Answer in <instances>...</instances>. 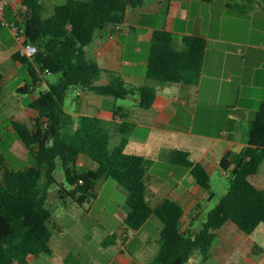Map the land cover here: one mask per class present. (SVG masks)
Segmentation results:
<instances>
[{
    "label": "crops",
    "instance_id": "crops-1",
    "mask_svg": "<svg viewBox=\"0 0 264 264\" xmlns=\"http://www.w3.org/2000/svg\"><path fill=\"white\" fill-rule=\"evenodd\" d=\"M40 2L45 10L44 0ZM27 12L30 13L22 1L9 5L6 17L13 22L15 17L22 18ZM4 27L9 26L0 19V70L4 74L0 92V152L6 146L14 163L3 164L0 153V178L7 170H23L26 165H31L28 149L16 133L13 122L26 123L33 129L40 113L30 107V103L41 91L48 89L49 83H54L46 78L50 73L39 72L37 84L31 86L29 92H23L33 80L28 69L30 81L22 78L16 87L17 94L6 93L8 84L20 79L23 65L15 61L13 55L21 52L23 46L17 38L12 39ZM157 30L173 32L178 47L183 46L185 36L206 39L199 84L161 86L148 78L150 47ZM86 52L101 68L117 73L126 84L156 87L157 97L153 105L145 109L139 106L141 99L136 97L115 99L95 90L79 89L75 93V102L65 100L66 112L74 119L100 117L111 133V145L113 138L114 146L127 138L128 153L152 160L148 172L151 206L157 208L166 199L177 201L185 210L182 220L187 228L191 215L196 216L197 212L202 215L223 197L218 196L213 187L218 172L228 176L221 167V160L228 153H240L249 145V122L264 102V0H214L212 3L204 0H144L141 6L127 10L123 23H110L100 30ZM109 82L110 75L105 73L95 84L107 85ZM19 94H29L28 105H23L24 98ZM116 109H120L117 118ZM178 150L188 151L193 161L206 168L215 194L212 200H209L210 191L196 181L191 170L171 162L173 153ZM78 165L85 169L96 168L95 162L85 156L79 158ZM250 179L264 190V162ZM110 180L100 179L96 192L111 186L112 192H106L109 198L114 201L112 197L118 192L125 200L110 212L103 209V230L95 253L109 256L103 264H149L159 251L163 223L152 216L141 229L134 231V236H130L125 223L128 191ZM73 203L74 209L80 206ZM198 204L202 207L197 210ZM151 223L159 229L155 240L146 230ZM59 227L64 228L61 224ZM98 228L99 225L94 227L95 233ZM82 231L77 228V232ZM42 256L31 258L30 264H82L63 244L57 247V252L53 249V254L47 255L49 257ZM199 260L212 264H264V224L247 235L234 223H226L217 231L211 256L205 260L196 252L189 264Z\"/></svg>",
    "mask_w": 264,
    "mask_h": 264
},
{
    "label": "trees",
    "instance_id": "trees-1",
    "mask_svg": "<svg viewBox=\"0 0 264 264\" xmlns=\"http://www.w3.org/2000/svg\"><path fill=\"white\" fill-rule=\"evenodd\" d=\"M143 2L64 0L55 6L52 16L45 17L40 0H23L32 16L24 20L28 12L23 13L20 27L24 34L20 42L22 46L36 45L37 53L33 57L22 52L13 55L33 77L32 84L22 91L29 92L37 84L39 72L59 75V79L49 83L48 89L30 103L40 113L33 129L26 123L13 122L32 164L23 170H7L0 178V264H30L33 257L52 255L53 213L47 207L50 189L57 187L64 202L70 198L83 206L96 198L97 182L103 178L114 180L128 191L125 223L129 228L141 229L152 216L163 223L159 251L149 264H189L196 252L208 259L217 231L226 223H234L247 235L264 224V190L250 179L264 162V102L249 122V145L221 160V167L230 178L228 193L208 213L203 228L196 233L193 227L201 212L191 215L189 226L184 228L185 210L177 201L166 199L157 208L151 206L148 172L152 160L128 153L127 138L112 147L111 133L100 117L74 119L66 112L65 100L72 90L79 89L95 90L115 99L136 97L145 109L153 105L156 87L126 84L117 73L101 68L86 52L100 30L110 23H123L127 10ZM206 48L203 37L185 36L183 46L178 47L173 32L157 30L151 42L147 76L161 86L197 85L203 75ZM105 73L110 75L109 84L96 85ZM3 77L0 70V92ZM119 115L120 109H116L115 117ZM81 156L95 162L96 168L80 167ZM171 162L191 170L196 181L210 191L209 200L215 197L210 174L192 160L188 151L174 152ZM59 172L64 174V182L56 179ZM201 207L198 204L196 209Z\"/></svg>",
    "mask_w": 264,
    "mask_h": 264
},
{
    "label": "rangeland",
    "instance_id": "rangeland-1",
    "mask_svg": "<svg viewBox=\"0 0 264 264\" xmlns=\"http://www.w3.org/2000/svg\"><path fill=\"white\" fill-rule=\"evenodd\" d=\"M63 2L64 1L59 2L58 0H44L45 10L43 12V16H52L54 14L55 6L58 4H62ZM6 20L10 23L7 17ZM13 22L20 26L21 18L15 17ZM4 31H6L10 35V37H12V39H16L15 35L12 33L9 27H4ZM20 74V79H15L14 81L8 84L6 90V93L8 95H11L10 93L17 94L16 87L19 85V83H21L22 78L28 79L30 81V75L26 66L22 67V69L20 70ZM46 78L49 82H56L59 79V75L51 74L50 76H46ZM75 93L76 90H72L69 93L66 99L67 101L71 99L69 103H73L76 101ZM19 95L24 98L23 105H28V102H30L29 94ZM120 103H122L121 100ZM115 144V138H113L112 147H114ZM0 153L3 154V164L5 162L9 164L14 163V159H12L13 156H11L12 154H9V151H7L6 146L2 147ZM30 164H32V162ZM13 166L14 165H12V167ZM229 179V176L224 175L222 172H218L215 175L213 187L217 192L218 196H225L228 193L230 187ZM110 183L116 182L114 180H110ZM108 191L109 193L112 192L111 186H107L100 192L95 191V194L98 196L97 200L93 198L92 202L86 203L85 205H83V207L77 206L74 209V203L72 199L68 198V203H66L58 197L57 187H53L50 189L49 198L47 200V207L53 213V216L50 221V226L54 233V239L52 241V248L54 249V251L57 252V247L63 244L68 247L75 255H77V258L80 259L82 264H103L108 261V255L101 254L99 256V254L95 253L97 251L96 245L102 235L101 231L103 230L102 215L105 213L103 209H107L110 212L114 209H117L119 205L123 204V200H125L121 193L115 192L112 197L114 201H112L109 198V194L106 193ZM218 202L216 201L215 203ZM215 203H212V206L209 207L208 210L203 212L200 218L196 221L195 226L193 228L195 232H199L203 228V225L207 220L208 213L216 206ZM67 205L69 206V208L67 207ZM72 205L73 208H71ZM124 209L126 210V203H124ZM116 222H118V219H116ZM60 224L61 226H64V228L59 227ZM98 225L99 228L96 230L98 231V233H95L94 227ZM78 227L83 229V231L77 232ZM146 230L149 231V235L153 240H155V238L159 234V229L154 225V223L149 224ZM128 232L130 233V236L135 235L134 230L129 227ZM137 237H139V235H137ZM129 249L132 250L131 248ZM42 257L47 258L49 256L43 255ZM212 263L213 262H204V260H199L196 264Z\"/></svg>",
    "mask_w": 264,
    "mask_h": 264
},
{
    "label": "built area",
    "instance_id": "built-area-1",
    "mask_svg": "<svg viewBox=\"0 0 264 264\" xmlns=\"http://www.w3.org/2000/svg\"><path fill=\"white\" fill-rule=\"evenodd\" d=\"M23 0H0V19L1 22L3 24H7L9 26V28L11 29V31L13 32V34L15 35V37L18 40H21L24 32L21 29V27L19 25H17L15 22H7L6 20V15H7V8L9 5L11 4H18L21 3ZM22 54L23 55H27L29 57H33L36 53H37V47L34 44H28L23 46L22 48ZM82 93H79V95H81ZM80 183H83V181L81 180Z\"/></svg>",
    "mask_w": 264,
    "mask_h": 264
},
{
    "label": "water",
    "instance_id": "water-1",
    "mask_svg": "<svg viewBox=\"0 0 264 264\" xmlns=\"http://www.w3.org/2000/svg\"><path fill=\"white\" fill-rule=\"evenodd\" d=\"M31 17V13H28V15L25 17V19L24 20H26V19H28V18H30ZM39 65V64H38ZM56 179L59 181V182H63V179H64V175H63V173L62 172H59L57 175H56ZM220 203V201L217 203V204H219Z\"/></svg>",
    "mask_w": 264,
    "mask_h": 264
}]
</instances>
